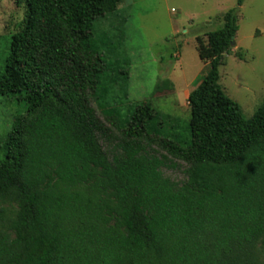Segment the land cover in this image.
<instances>
[{"label":"trees","instance_id":"obj_1","mask_svg":"<svg viewBox=\"0 0 264 264\" xmlns=\"http://www.w3.org/2000/svg\"><path fill=\"white\" fill-rule=\"evenodd\" d=\"M122 1L15 0L0 96L26 113L0 144V264H264V103L246 119L219 85L236 10L198 45L209 68L171 139L149 104L106 102L129 72L96 22Z\"/></svg>","mask_w":264,"mask_h":264},{"label":"rangeland","instance_id":"obj_2","mask_svg":"<svg viewBox=\"0 0 264 264\" xmlns=\"http://www.w3.org/2000/svg\"><path fill=\"white\" fill-rule=\"evenodd\" d=\"M123 0L117 10L96 22V36L107 38L114 53L110 62L129 72L117 83L107 104L125 112L149 104L162 121L164 136L186 135L189 120L187 98L206 75L209 64L198 56L207 34L223 26L222 16L235 9L238 31L235 45L225 54L219 70V85L250 119L264 103V0ZM25 14L23 4L0 0V74L12 36ZM97 116L102 110L91 103ZM26 113L18 96H0V144L14 119ZM2 157V155H0ZM163 169L166 177L180 182L184 165ZM7 208V205H0ZM264 260V248L262 249Z\"/></svg>","mask_w":264,"mask_h":264},{"label":"water","instance_id":"obj_3","mask_svg":"<svg viewBox=\"0 0 264 264\" xmlns=\"http://www.w3.org/2000/svg\"><path fill=\"white\" fill-rule=\"evenodd\" d=\"M235 45V37L231 38V42H230V46H234Z\"/></svg>","mask_w":264,"mask_h":264}]
</instances>
